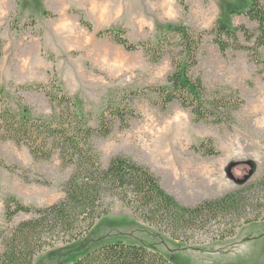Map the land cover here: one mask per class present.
<instances>
[{"label":"rangeland","instance_id":"obj_1","mask_svg":"<svg viewBox=\"0 0 264 264\" xmlns=\"http://www.w3.org/2000/svg\"><path fill=\"white\" fill-rule=\"evenodd\" d=\"M247 6L248 0H0L2 109L30 118H51L53 111L44 92L19 87L55 80L96 125L110 101L125 98L139 116L128 129L117 126L109 137L92 140L102 165L107 168L114 157L121 156L148 167L166 192L185 207L219 199L244 187L239 181L248 175L250 165L249 184L264 177V67L247 51L222 54L208 34L193 75L202 79L209 93L237 92L244 104L230 123L196 122L191 111L178 103L162 110L144 93L148 87L166 84L173 71L169 56L154 63L142 50L127 51L97 34L117 29L125 31L134 44L155 42L169 25L210 32L218 19L255 31L256 23L237 14ZM44 11L55 17H44ZM240 40L247 45L242 36ZM135 92L140 93L131 95ZM203 145L217 154H210ZM0 161L4 163L0 164L1 254L17 225L32 218L21 213L8 221L6 201L16 198L34 208L62 201L73 167L63 165L58 155L34 159L26 146L13 141L0 143ZM106 203L110 215L85 238L48 248L34 264H67L117 241L155 249L173 264H264V213L258 221L241 223L233 236L224 239L215 226H207L173 241L168 230L161 234L142 223L118 198L108 196ZM226 225L231 227L230 221L222 227Z\"/></svg>","mask_w":264,"mask_h":264},{"label":"trees","instance_id":"obj_2","mask_svg":"<svg viewBox=\"0 0 264 264\" xmlns=\"http://www.w3.org/2000/svg\"><path fill=\"white\" fill-rule=\"evenodd\" d=\"M237 14L256 23L257 29L251 31L246 26H234L218 19L210 32H195L185 25H169L155 42L134 44L126 38L125 31L117 29L100 31L97 36H108L127 51L142 50L154 63L169 56L173 71L166 84L148 87L144 91L148 92L153 104L165 110L178 103L191 111L196 122L225 124L232 122L234 113L244 101L237 92L228 95L219 91L209 93L202 79L195 77L193 71L198 66V54L208 34L213 36L222 54L228 50L247 51L258 66L264 67L261 52L264 50V0H248V6ZM43 16L55 17L48 11H44ZM81 23L93 30L90 23L83 19ZM240 36L247 45L241 42ZM19 89L44 92L51 105L52 116L49 119L30 118L8 108L2 109L4 90L0 91V143L13 141L24 145L37 160H50L58 155L63 165L73 167V173L64 186V199L56 204L34 208L16 198L6 201L8 221L21 213L32 215V218L19 223L4 241L0 264H34L40 254L56 244L82 240L99 221L110 215V206L106 203L108 196L118 198L142 223L157 232L164 234L165 229L168 230L173 241L182 240L181 237L189 231L205 230L207 226H215L217 234L224 239L233 236L241 223L258 221L263 215L264 177L249 184L251 165L248 175L240 180L244 186L242 189L193 208L179 204L162 187L159 177L148 167L129 158L114 157L105 168L92 146V140L109 137L117 126L128 129L130 122L138 118L135 108L126 103L125 98L118 102L110 101L93 125L92 116L82 112L78 103L55 80L48 85L21 86ZM207 151L217 154L208 147ZM0 164L4 163L0 161ZM227 221L231 227H222ZM67 264L173 263L155 249L117 241L99 246Z\"/></svg>","mask_w":264,"mask_h":264},{"label":"water","instance_id":"obj_3","mask_svg":"<svg viewBox=\"0 0 264 264\" xmlns=\"http://www.w3.org/2000/svg\"><path fill=\"white\" fill-rule=\"evenodd\" d=\"M253 174V171L251 172V175ZM239 183H240V181H239Z\"/></svg>","mask_w":264,"mask_h":264}]
</instances>
